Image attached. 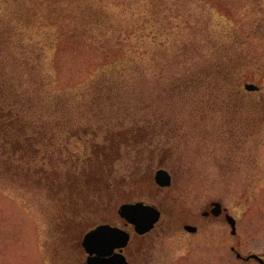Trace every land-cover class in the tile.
I'll use <instances>...</instances> for the list:
<instances>
[{"label": "trees", "instance_id": "1", "mask_svg": "<svg viewBox=\"0 0 264 264\" xmlns=\"http://www.w3.org/2000/svg\"><path fill=\"white\" fill-rule=\"evenodd\" d=\"M19 2L21 8L0 27V66L11 62L22 71L13 85L0 80V180L54 199L61 226L56 263L86 264L81 237L98 224L90 207L99 198L118 197L120 178L113 169L125 148L136 150L134 163L141 168L143 153L154 164L158 150L168 155L173 146L167 145L176 138L187 140L189 131L200 134L203 143L231 141L234 149L248 143L263 124L264 97L253 100L260 91L247 90L239 75L253 63L249 46L237 30L214 34L203 26L202 17L188 13L186 0ZM45 10L49 13L41 16ZM43 18L48 30L39 35L55 55L84 51L104 59L78 96L42 85L41 53L5 49L18 45L12 35L15 22L31 28ZM41 108L47 109L41 114ZM90 136L103 141L87 144L83 160L58 144ZM160 138L158 149L153 142ZM77 207L82 214H76ZM76 218L80 231H68ZM65 255L71 257L60 262Z\"/></svg>", "mask_w": 264, "mask_h": 264}, {"label": "rangeland", "instance_id": "2", "mask_svg": "<svg viewBox=\"0 0 264 264\" xmlns=\"http://www.w3.org/2000/svg\"><path fill=\"white\" fill-rule=\"evenodd\" d=\"M186 1L191 4L189 8L186 4L188 13L202 17L201 24L214 34L237 30L243 37L245 46H249V61L253 60V63L240 71L239 75L246 83L260 87V92L251 98L255 101L262 99L264 0ZM18 2L0 0V27L6 26L5 23L10 21L8 18L21 8L22 2ZM205 8L209 10L203 12ZM113 11L120 13L117 8H113ZM48 13L47 10L42 11L41 16ZM36 22L31 28L21 27L15 22L12 35L18 40V45L4 48L18 54L26 48L32 49L31 53H41L42 85L55 91H74L78 96L95 76L104 59L101 55L84 51H64L55 55L45 47L46 38L39 35L48 30L44 26V18ZM0 75V80H8L13 85L17 82L15 78L20 80L22 71L10 62L6 67L0 66ZM48 79H52L55 86H51ZM26 81L24 77V83ZM45 97L49 98L47 95ZM46 109L41 108L38 112L42 114ZM186 116L189 117V114L186 113ZM262 120L259 131L250 141L234 149L231 141L220 144L215 139H209L203 143L200 134L189 131L187 140L176 138L172 145H167L173 146V149L166 156L161 155V138L160 141L155 139L154 147L159 143L158 149L161 148L160 151L157 149L160 153H157L155 163L149 158L150 155L143 153L140 168L134 163L136 150L125 148L124 158L115 162L113 169L116 177L120 178V192H116L118 197L113 198V195L110 199H97L93 204L95 206L90 207L94 208V216L96 212L94 219L97 223L118 221L117 211L123 202L143 201L161 205L165 214L156 229L146 240H134L131 245L132 254L137 252L132 256L134 264H259L257 260L237 258L232 248L244 256L256 254L264 259V118ZM163 135L165 137V131ZM96 139L103 141L101 137L90 136L83 142L76 138L69 140L68 146L66 141L58 144L70 148L79 155V160H83L87 154L86 145L90 146ZM159 169H166L172 174L171 187L160 189L153 184L154 174ZM228 178L232 180L227 181ZM119 198L122 199L121 204ZM212 202H220L237 220L236 235L231 234V228L224 218L213 220L204 217L203 213ZM55 204L54 199L46 193L0 180V264H58L54 255L61 245V226L57 222L60 216L55 213ZM177 204L180 209L176 207ZM78 212L76 214H82L83 210L79 209ZM74 221L67 227L68 231H80L79 220L76 218ZM186 223H196L199 231L195 234L186 232L183 228ZM119 224H123V221ZM59 257L62 262V259L71 256Z\"/></svg>", "mask_w": 264, "mask_h": 264}, {"label": "water", "instance_id": "3", "mask_svg": "<svg viewBox=\"0 0 264 264\" xmlns=\"http://www.w3.org/2000/svg\"><path fill=\"white\" fill-rule=\"evenodd\" d=\"M246 89L249 91H258L260 88L255 84H246ZM156 181L162 187H169L172 182L171 175L166 170H159L156 173ZM212 213L215 217H219L223 214L224 220L231 227V234H237L236 219L230 215L227 208H223L219 202H213L210 205ZM119 214L124 218L128 224H132L135 227V231L138 234H145L149 232L155 224L159 221L161 213L160 211L151 205H147L143 202H136L132 204H124L119 210ZM204 215H207L204 212ZM185 229L189 232H196V227L186 225ZM129 242V234L117 227L110 225L98 226L93 231L89 232L84 240L83 246L86 252L89 254L87 259L88 264H129L126 257L123 255V248ZM116 249L120 251L115 252ZM237 257L246 261L255 259L261 264L264 260L258 255L251 254L244 257L241 253L237 252Z\"/></svg>", "mask_w": 264, "mask_h": 264}, {"label": "flooded vegetation", "instance_id": "4", "mask_svg": "<svg viewBox=\"0 0 264 264\" xmlns=\"http://www.w3.org/2000/svg\"><path fill=\"white\" fill-rule=\"evenodd\" d=\"M160 188V187H159ZM161 189V188H160ZM158 207H159V209H160V211H161V213H162V216H164V214H165V211L163 210V208L161 207V205H158ZM212 208L213 207H209L206 211H205V213L207 214V215H205L206 216V219H209V218H211V219H221V216H219V217H215L214 215H213V213H212ZM116 220V219H115ZM115 220H111V221H108V222H106V224H110V225H112V226H119V227H121L122 229H124V230H126V231H128L129 233H130V243L128 244V246L126 247V249H125V251H124V253H125V255L127 256V259L129 260V262L131 263V264H134V262H133V259H132V256H135L136 254H137V252L135 253V254H132V252H131V250H130V248H131V245H132V243H133V241L134 240H146L147 239V237L156 229V227L150 232V233H147V234H145V235H137V234H134L133 232H134V229H133V227L131 226V225H129V224H126L124 221H123V224H119V223H121V220H119L118 222L117 221H115ZM187 224H190V225H193V226H196L197 227V232L199 231V226L196 224V223H187ZM186 225V224H185ZM185 225H184V227H185ZM143 251V250H142Z\"/></svg>", "mask_w": 264, "mask_h": 264}]
</instances>
